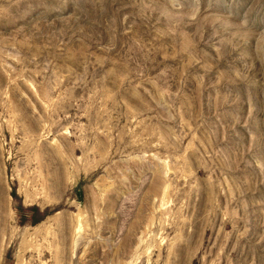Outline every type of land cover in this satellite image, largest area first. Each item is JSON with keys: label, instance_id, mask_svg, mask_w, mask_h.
<instances>
[{"label": "rangeland", "instance_id": "obj_1", "mask_svg": "<svg viewBox=\"0 0 264 264\" xmlns=\"http://www.w3.org/2000/svg\"><path fill=\"white\" fill-rule=\"evenodd\" d=\"M0 264H264V0H0Z\"/></svg>", "mask_w": 264, "mask_h": 264}]
</instances>
